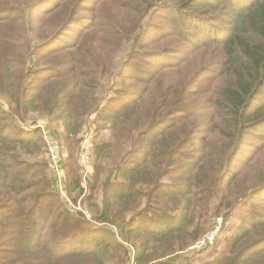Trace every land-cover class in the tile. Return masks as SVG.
I'll list each match as a JSON object with an SVG mask.
<instances>
[{"label": "trees", "instance_id": "16d2710c", "mask_svg": "<svg viewBox=\"0 0 264 264\" xmlns=\"http://www.w3.org/2000/svg\"><path fill=\"white\" fill-rule=\"evenodd\" d=\"M50 1L0 0V264H193L196 224L234 211L229 247L202 264H264V0ZM94 113L111 137L93 156L122 151L94 172L89 221L28 121H59L75 149Z\"/></svg>", "mask_w": 264, "mask_h": 264}, {"label": "rangeland", "instance_id": "374dc122", "mask_svg": "<svg viewBox=\"0 0 264 264\" xmlns=\"http://www.w3.org/2000/svg\"><path fill=\"white\" fill-rule=\"evenodd\" d=\"M54 1L52 0L49 2V4H53ZM49 4L40 5L39 7L41 9H47L49 7ZM88 5V4H87ZM37 8V10L39 9ZM2 9V8H0ZM3 11V10H0ZM85 15H91L86 12H84ZM175 18L174 22L171 23V21H162L159 23V25L169 26L168 29H171L175 25ZM205 25L204 23H202ZM78 27H80L78 29ZM84 31V28L81 26H75V28H71V31H69V34L65 36L64 41H74L77 39V37ZM173 31H176V29H173ZM212 31L210 30V33ZM219 32V31H218ZM158 32L155 31V35H157ZM219 36L216 29L212 32V34L202 36V39H208V38H215ZM221 36V35H220ZM223 36V35H222ZM221 36V37H222ZM167 39H164L161 44L155 45L152 47H160V45H165V43H169ZM158 86H161V81L157 82ZM150 94L152 95V92L150 91ZM96 114L90 115L89 121H86L82 129L80 130L77 139L78 144L76 145L75 149H71L67 146L65 141H63V134L64 130L61 126V123L59 121H53L50 122L47 118L38 117L37 114H34L31 116V120L28 122L31 123H38L37 126L40 128L43 132L44 136V145L43 148L44 153L43 157L49 162L51 167V175H60L63 179V187L59 189L57 187L56 182L54 181V187H57L59 189V194L63 200L66 201L72 207L74 211L81 212L86 219L89 221H92L94 219V212L97 210L95 204L100 203L102 200V189L101 187L97 190L91 189V181L94 182V172L96 171V168L99 166L100 168H108L112 169L117 158L121 154L122 148L117 146V148L113 149L110 155L104 156L101 160H97L93 156V148L94 145L100 143L104 139H108L107 132H101L97 131L98 129V123L96 124L95 121ZM29 124V126L26 128L33 129L32 127L35 126V124ZM96 124V125H95ZM32 126V127H31ZM46 133L48 136L53 137L56 139L61 147V158L60 162L58 164V169H56L55 165L52 163V161L48 158L47 153V147H46V141L45 136ZM91 135V137H90ZM89 137V146L88 148L83 147V143L86 140L85 138ZM111 137V136H110ZM109 137V138H110ZM255 140L253 134L247 135V141L251 142ZM73 154V156H72ZM63 161L65 163V168H63ZM264 166V156L262 157V160L258 163L256 166V169H259L260 167ZM79 176L80 178V185L82 188V193L78 194V190H74L73 192H70L69 185H67V181H73ZM105 177V175L103 176ZM93 194V198L90 197L87 199L88 195ZM264 198H261L257 196L255 200L252 202L253 207H258L259 210H264ZM93 203V204H92ZM95 203V204H94ZM47 204L45 203L42 207V212L46 209ZM250 211V210H249ZM241 219L239 217V214L237 211H234L231 215L225 217L223 214L211 217L209 221L207 222V215L202 218L197 225V230H200V237L194 241L189 247H186L183 254H189L191 255V262L193 264H202L203 260L208 259L209 257H214V252L217 251L218 253H221L226 250L227 247H229L231 238L237 233L239 226L241 225ZM213 234V241L208 242L206 241L204 244L197 245L198 242L206 240L209 235ZM133 252L135 251L132 249ZM129 264H135L134 260H132Z\"/></svg>", "mask_w": 264, "mask_h": 264}, {"label": "built area", "instance_id": "2783aa9c", "mask_svg": "<svg viewBox=\"0 0 264 264\" xmlns=\"http://www.w3.org/2000/svg\"><path fill=\"white\" fill-rule=\"evenodd\" d=\"M39 124H37L38 126ZM91 137V136H90ZM86 140L83 143L84 148H88L89 146V137L85 138ZM45 141H46V147H47V153H48V158L52 161V163L55 165L56 169H58V164L60 162L61 158V147L58 143V141L51 136H48L46 133L45 136ZM56 184L59 189L63 187V179L60 175H56ZM206 241L212 242L213 241V234L209 235L206 240L198 242L197 245L204 244Z\"/></svg>", "mask_w": 264, "mask_h": 264}]
</instances>
